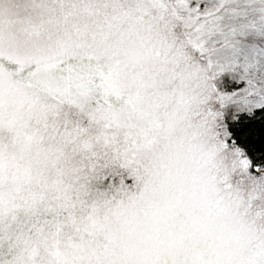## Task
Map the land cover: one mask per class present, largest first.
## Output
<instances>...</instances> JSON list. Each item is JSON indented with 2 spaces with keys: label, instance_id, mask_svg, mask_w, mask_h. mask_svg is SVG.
<instances>
[{
  "label": "snow or ice",
  "instance_id": "obj_1",
  "mask_svg": "<svg viewBox=\"0 0 264 264\" xmlns=\"http://www.w3.org/2000/svg\"><path fill=\"white\" fill-rule=\"evenodd\" d=\"M0 264H264V0H0Z\"/></svg>",
  "mask_w": 264,
  "mask_h": 264
}]
</instances>
